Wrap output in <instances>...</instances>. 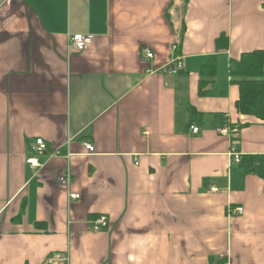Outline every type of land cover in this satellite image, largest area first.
Here are the masks:
<instances>
[{
    "label": "crops",
    "instance_id": "crops-1",
    "mask_svg": "<svg viewBox=\"0 0 264 264\" xmlns=\"http://www.w3.org/2000/svg\"><path fill=\"white\" fill-rule=\"evenodd\" d=\"M254 50L264 0H0V264H264V179L231 156L264 155L230 75Z\"/></svg>",
    "mask_w": 264,
    "mask_h": 264
},
{
    "label": "trees",
    "instance_id": "trees-1",
    "mask_svg": "<svg viewBox=\"0 0 264 264\" xmlns=\"http://www.w3.org/2000/svg\"><path fill=\"white\" fill-rule=\"evenodd\" d=\"M188 1L186 0V3ZM217 45L219 48H227L228 37L226 35L220 36L217 40ZM207 68H211L212 71L209 72L215 75L213 59L206 64L205 69ZM230 75L240 88V99L236 104L238 112L242 115L254 116L264 120V51L254 50L246 52L238 60H233ZM203 88L204 84L202 82V95L204 94ZM239 166L244 174H254L264 179V155L242 156L241 154Z\"/></svg>",
    "mask_w": 264,
    "mask_h": 264
},
{
    "label": "built area",
    "instance_id": "built-area-1",
    "mask_svg": "<svg viewBox=\"0 0 264 264\" xmlns=\"http://www.w3.org/2000/svg\"><path fill=\"white\" fill-rule=\"evenodd\" d=\"M93 42V37L90 35H82L77 34L70 38V50L72 52H83L88 49L90 44ZM142 58L143 60H153L154 59V53L148 49L143 48L141 50ZM184 70V64L180 59L174 60L170 62L169 64L160 67L157 70L150 71L151 74L153 73H171V74H179L181 71ZM199 129L197 127H192L193 133H198ZM225 130H222L224 132ZM84 147L88 153H93L95 151L94 146L86 142L84 143ZM48 147L43 139H37L36 142L31 147V154L27 158V164L29 166V169L33 172H36L38 169H41L43 167V164L41 163L39 156L44 154L47 151ZM56 155H59V152L56 153ZM231 156L232 161L234 163L239 164L241 162V154L237 151L236 148H232L231 150ZM70 170L67 169V172L60 177L59 181L62 186H69L70 185ZM80 196L78 194H70V200L79 199ZM244 213V209L242 207L239 208H232L229 206L228 208V214L233 215L237 214L239 216H242ZM93 230L94 231H101L108 227V220L107 216L102 215L96 220L92 222ZM51 264H70V254L67 252L66 254H56L52 258H50Z\"/></svg>",
    "mask_w": 264,
    "mask_h": 264
}]
</instances>
